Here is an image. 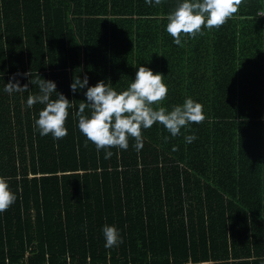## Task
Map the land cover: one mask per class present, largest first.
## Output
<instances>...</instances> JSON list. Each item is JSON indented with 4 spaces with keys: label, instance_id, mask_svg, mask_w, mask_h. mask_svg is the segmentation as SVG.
<instances>
[{
    "label": "trees",
    "instance_id": "obj_1",
    "mask_svg": "<svg viewBox=\"0 0 264 264\" xmlns=\"http://www.w3.org/2000/svg\"><path fill=\"white\" fill-rule=\"evenodd\" d=\"M182 2L0 0V177L16 195L0 264H264V0L181 47L165 29ZM140 66L168 88L154 108L191 98L206 119L176 137L157 122L141 150L129 137L105 159L78 129L87 89L73 93V77L120 93ZM37 75L74 105L62 139L34 127ZM13 76L29 91L5 92ZM104 225L122 243L106 249Z\"/></svg>",
    "mask_w": 264,
    "mask_h": 264
},
{
    "label": "clouds",
    "instance_id": "obj_2",
    "mask_svg": "<svg viewBox=\"0 0 264 264\" xmlns=\"http://www.w3.org/2000/svg\"><path fill=\"white\" fill-rule=\"evenodd\" d=\"M145 3L152 5L153 0H145ZM154 3L160 5L162 0H154ZM241 3L242 0H183L166 16L168 23L165 30L173 38L174 44L182 47V36L195 38L197 34H203L202 28L219 29L238 12ZM163 79L162 74H154L149 68L140 66L127 90L117 93L104 81L90 87L86 75L82 80L78 76L73 77L70 85L73 93L87 89L84 92L86 101L79 102L75 113L78 117V129L95 146L97 152L106 150L105 159L112 156L108 149L127 150L129 137L135 140L136 150H141L144 142L142 129L151 128L157 122L172 137L178 136L181 129L189 124L204 122L206 117L203 105L191 98L185 99L182 105L174 106L171 111L164 107H153L161 104L167 97L168 88ZM14 80L15 76L4 85L5 92L11 94L29 91L27 85L21 87L19 81L13 83ZM29 83L38 85L39 94L29 95L27 106L31 108L36 103L45 106L39 112V118L35 119L34 127L42 137L51 134L55 140L64 138L67 135L65 122L69 115L68 109L74 106L73 103L56 92L53 81L44 80L37 75V79L29 80ZM53 93L56 99L51 98ZM85 109L90 110V115L84 114ZM164 139L166 141L167 137ZM195 139L194 135L185 137L186 143ZM15 200L16 195L10 191L6 179L0 177V213L7 211ZM102 233L106 249L122 243L114 226L104 225Z\"/></svg>",
    "mask_w": 264,
    "mask_h": 264
},
{
    "label": "built area",
    "instance_id": "obj_3",
    "mask_svg": "<svg viewBox=\"0 0 264 264\" xmlns=\"http://www.w3.org/2000/svg\"><path fill=\"white\" fill-rule=\"evenodd\" d=\"M257 17H258L259 19H264V10H260V11H258V12H257Z\"/></svg>",
    "mask_w": 264,
    "mask_h": 264
}]
</instances>
